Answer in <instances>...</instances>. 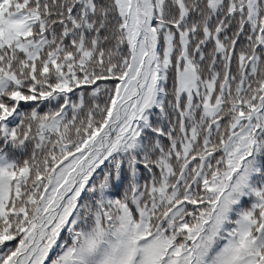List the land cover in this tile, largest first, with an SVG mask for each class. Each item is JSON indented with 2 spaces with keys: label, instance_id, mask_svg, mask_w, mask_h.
<instances>
[{
  "label": "snow or ice",
  "instance_id": "6c2138e0",
  "mask_svg": "<svg viewBox=\"0 0 264 264\" xmlns=\"http://www.w3.org/2000/svg\"><path fill=\"white\" fill-rule=\"evenodd\" d=\"M0 264H264V0H0Z\"/></svg>",
  "mask_w": 264,
  "mask_h": 264
}]
</instances>
